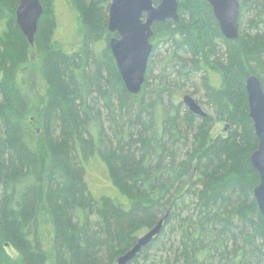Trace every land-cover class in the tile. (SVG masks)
<instances>
[{
	"label": "trees",
	"instance_id": "16d2710c",
	"mask_svg": "<svg viewBox=\"0 0 264 264\" xmlns=\"http://www.w3.org/2000/svg\"><path fill=\"white\" fill-rule=\"evenodd\" d=\"M39 1L31 47L15 23L19 0H0V264H116L164 217L128 264H264L244 89L255 75L264 92V0H239L232 42L206 0H177L179 23L153 26L138 95L126 92L108 48L110 0H68L79 22L71 52L55 41L56 18ZM160 44L168 51L152 78ZM34 58L44 82L37 111L18 83ZM198 77L204 106L229 124L225 137L212 139L211 118L176 95ZM96 161L111 184L98 197L86 183Z\"/></svg>",
	"mask_w": 264,
	"mask_h": 264
},
{
	"label": "water",
	"instance_id": "95a60500",
	"mask_svg": "<svg viewBox=\"0 0 264 264\" xmlns=\"http://www.w3.org/2000/svg\"><path fill=\"white\" fill-rule=\"evenodd\" d=\"M154 1L158 4L154 5ZM217 22L221 35L228 41L239 37V0H206ZM177 0H110L107 13V31L112 37L108 48L115 61L125 90L138 95L144 83L153 45V26L170 21L178 24ZM43 15L39 0H19L15 23L27 43L32 47L37 25ZM248 116L252 122L257 147L249 157L251 167L257 172L259 183L253 190L257 209L264 220V92L260 80L249 76L244 83ZM181 103L194 116L205 119L207 114L189 95ZM165 217L136 240V243L116 264H128L160 233Z\"/></svg>",
	"mask_w": 264,
	"mask_h": 264
},
{
	"label": "rangeland",
	"instance_id": "374dc122",
	"mask_svg": "<svg viewBox=\"0 0 264 264\" xmlns=\"http://www.w3.org/2000/svg\"><path fill=\"white\" fill-rule=\"evenodd\" d=\"M45 5L48 14L51 15L53 13L56 18L55 41L59 47H61V49L66 52H71L74 49H77L80 42L78 35V13L74 11L68 0H54L53 2L52 0H46ZM246 21L247 17H243L241 20V30L243 29L248 31L246 29ZM251 33L252 32H250V34ZM167 51L168 46L164 44H160L158 46L151 69L152 78H155L159 75L162 67L160 61L164 59ZM182 59L186 61L187 59L191 58L190 56H183ZM18 83L30 96L33 103V110L37 111V109L43 103L44 82L37 68V64L35 63V58L31 59L30 64L24 66L19 71ZM151 83L155 84V82L152 80ZM191 85V83H188L184 87H181L180 91H176L179 101L181 102V98L184 95L191 96L202 107L203 111L208 115V117L211 118L212 122L209 124V130L212 139L219 136L225 137L230 132V128H228L229 124L219 122L216 119L215 114L204 106V91L201 88L199 77L196 78L193 82V85ZM86 183L91 194L95 197H98L110 190L111 184L106 178L105 167L102 163L96 161L89 165L87 169ZM6 253L12 258L16 257L15 253L10 247L6 249Z\"/></svg>",
	"mask_w": 264,
	"mask_h": 264
},
{
	"label": "bare ground",
	"instance_id": "6f19581e",
	"mask_svg": "<svg viewBox=\"0 0 264 264\" xmlns=\"http://www.w3.org/2000/svg\"><path fill=\"white\" fill-rule=\"evenodd\" d=\"M19 3V2H18ZM18 6V5H17ZM16 11V10H15ZM217 23V22H216ZM218 26V25H217ZM225 39V38H224ZM226 40V39H225ZM228 41V40H227ZM230 42H232V41H230ZM124 86V85H123ZM125 88V87H124ZM127 92V91H126ZM183 97V96H182ZM246 99H247V97H246ZM181 100H182V98H181ZM185 107V106H184ZM248 111V110H247ZM248 118H249V116H248ZM250 119V118H249ZM251 121V120H250Z\"/></svg>",
	"mask_w": 264,
	"mask_h": 264
},
{
	"label": "flooded vegetation",
	"instance_id": "af4514ba",
	"mask_svg": "<svg viewBox=\"0 0 264 264\" xmlns=\"http://www.w3.org/2000/svg\"><path fill=\"white\" fill-rule=\"evenodd\" d=\"M110 35H111V34H110ZM112 37H116V35H114V34H113V36H112ZM112 37H111V38H112ZM111 38H110V39H111ZM110 39H109V40H110ZM108 42H109V41H108Z\"/></svg>",
	"mask_w": 264,
	"mask_h": 264
}]
</instances>
